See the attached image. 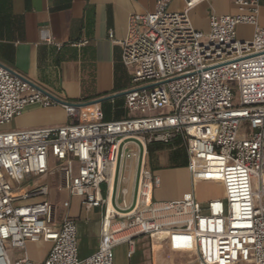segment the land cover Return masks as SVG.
I'll use <instances>...</instances> for the list:
<instances>
[{"label": "built area", "instance_id": "built-area-1", "mask_svg": "<svg viewBox=\"0 0 264 264\" xmlns=\"http://www.w3.org/2000/svg\"><path fill=\"white\" fill-rule=\"evenodd\" d=\"M156 0L151 12L132 13L127 35L113 41L131 70L125 105L139 116L84 123L81 104L53 98L23 75L0 64V264H115V248L148 235L171 249L193 253L198 264H264V26L258 0H237L235 15L210 16V29L194 26L190 12L206 0ZM254 27L240 36L239 26ZM42 39L55 43L48 28ZM87 43L83 40L80 44ZM60 48L61 44H57ZM61 105L64 125L10 128L26 106ZM243 122L250 132L240 135ZM181 137L188 153L192 189L180 199L155 201L161 178L140 171L135 205L113 208L102 185L116 164L136 157L135 144L171 143ZM51 160L58 162L51 168ZM61 174L59 191L102 210L98 248L80 257L75 218L51 197L48 182L28 188L23 179ZM199 180L219 181L224 196L206 204L196 195ZM123 193L125 190L122 191ZM127 207V208H126ZM120 209L128 212L122 213ZM47 241L43 260L9 248ZM132 255V250L128 253Z\"/></svg>", "mask_w": 264, "mask_h": 264}, {"label": "crops", "instance_id": "crops-1", "mask_svg": "<svg viewBox=\"0 0 264 264\" xmlns=\"http://www.w3.org/2000/svg\"><path fill=\"white\" fill-rule=\"evenodd\" d=\"M258 1L259 22L264 26V0ZM183 6V0H172L170 9L181 11ZM155 8L156 0H0V64L59 100L81 104L80 120L84 123L139 116L125 105L124 93L132 84V74L121 60V46L110 34L123 39L132 13L151 12ZM239 12L237 0H206L190 12V17L196 28L207 32L213 13L235 15ZM43 28L49 29L55 43L42 39ZM245 29L248 32L243 33ZM253 30L249 24L239 26L240 36L244 38H250ZM83 40L87 43L80 44ZM69 121L61 105L30 104L16 117L12 128L58 126ZM130 149L139 150V154L126 160L123 171L116 164L109 182L102 185L103 194L108 196L113 208L119 209L118 204L122 205L123 200L127 206L135 205L143 165L161 178L160 186L153 190L155 201L180 199L192 189L188 153L181 137L168 144L141 145L140 149L131 144ZM202 182L220 188L213 195L198 196L203 204L224 196L221 182ZM198 183L201 182L196 186ZM51 190L50 197L58 204L70 200V207L63 212L77 221L80 257L89 256L99 245L102 210L86 209L81 198L70 196L66 190L59 192L52 187ZM61 192H66L63 199H59ZM120 212L128 210L120 209ZM29 244L32 250L27 251L28 256L37 261L43 260L52 246L47 241ZM115 264L198 263L193 253L173 250L165 241L140 235L132 245L124 243L115 248Z\"/></svg>", "mask_w": 264, "mask_h": 264}, {"label": "rangeland", "instance_id": "rangeland-1", "mask_svg": "<svg viewBox=\"0 0 264 264\" xmlns=\"http://www.w3.org/2000/svg\"><path fill=\"white\" fill-rule=\"evenodd\" d=\"M242 32L246 33V32H248V30L245 29V30H242ZM15 119L13 120V122L10 125L5 126V128L10 129V128L14 127L15 126ZM249 132H250L249 123L243 122L242 126H241L240 135L248 134ZM57 166H59V163L51 160V168L55 169V168H57ZM22 181H23L24 185L28 186V188H31L34 185H39L41 183L48 182L52 188H55L58 191H59V187L62 184V178H61V174L59 172H56V174H54V175L49 174L46 177L32 178L31 180L30 179H28V180L23 179ZM203 181H208V180H203ZM199 182H201V183H198V185L195 188L197 198H198V196L202 197V196H206V195H213V194L218 193L220 191V188L216 185L204 183V182H202V180H199ZM65 195H66V192H61L59 194V199H63ZM29 243H35V242L28 241L26 243L25 249L10 247L8 249L9 253L13 257H20L24 254L25 250L26 251L32 250V246Z\"/></svg>", "mask_w": 264, "mask_h": 264}, {"label": "water", "instance_id": "water-1", "mask_svg": "<svg viewBox=\"0 0 264 264\" xmlns=\"http://www.w3.org/2000/svg\"><path fill=\"white\" fill-rule=\"evenodd\" d=\"M38 87V86H37ZM39 88V87H38ZM41 89V88H40ZM47 93V92H46ZM49 94V93H48ZM49 95H51V94H49ZM53 98H55V99H58V98H56V97H54L53 95H51ZM110 97H113V96H110ZM59 100V99H58Z\"/></svg>", "mask_w": 264, "mask_h": 264}]
</instances>
